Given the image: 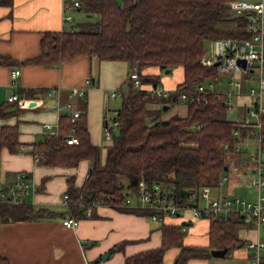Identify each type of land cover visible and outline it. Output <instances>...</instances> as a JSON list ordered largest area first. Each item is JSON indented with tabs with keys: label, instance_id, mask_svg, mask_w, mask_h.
I'll list each match as a JSON object with an SVG mask.
<instances>
[{
	"label": "trees",
	"instance_id": "16d2710c",
	"mask_svg": "<svg viewBox=\"0 0 264 264\" xmlns=\"http://www.w3.org/2000/svg\"><path fill=\"white\" fill-rule=\"evenodd\" d=\"M230 0H81V10L87 19L73 29L48 32L44 50L31 58L35 62H61L87 54L99 59L127 61L131 70L138 67L144 83L161 84L160 74H144L143 69L158 66L162 70L181 67L184 78L169 96H157L135 88L128 75L122 90V105L117 110L112 127V143L107 147L105 162H101V149L90 140L87 120L81 112L75 122L68 112L60 117L59 134L48 135L35 144L32 153L38 163L77 166L81 160L92 161V168L81 187L68 178L66 194L70 216L78 219L87 214L88 207L97 204L112 205L121 210L151 213L149 209L126 206L127 198L137 193L141 181L149 190L159 191L183 201L197 203L204 186L221 185L223 174L229 168L224 144L235 140V130L246 134L240 121L224 116L228 103L222 93H197V88L208 78L217 75V65H206V41L220 37L243 40L251 37L247 16L233 10ZM14 0H0V5L12 6ZM48 37V38H47ZM13 58L0 55V64H11ZM189 91L199 99L187 101L186 116L162 117L163 107L185 102L181 91ZM196 92V94H195ZM6 113L0 111V116ZM197 124L200 127H197ZM79 137L78 143H68L66 136ZM252 127H250L251 129ZM264 148V115L259 128ZM18 126H3L0 132L1 151L8 147L18 151ZM181 188L191 191L179 193ZM1 191V189H0ZM92 208V210H93ZM46 208L30 202L0 201L2 222L32 220L53 216ZM234 215V216H233ZM213 217V216H212ZM240 215L214 216L211 222V245L234 248L242 240L237 234ZM179 245L181 251L176 264H188L191 258L209 257L208 247L185 245L179 227L163 225L162 245L126 257L124 264H163L165 250ZM123 243L113 249L122 248ZM0 264L9 260L0 255ZM264 264V260L262 261Z\"/></svg>",
	"mask_w": 264,
	"mask_h": 264
},
{
	"label": "crops",
	"instance_id": "0c3cea01",
	"mask_svg": "<svg viewBox=\"0 0 264 264\" xmlns=\"http://www.w3.org/2000/svg\"><path fill=\"white\" fill-rule=\"evenodd\" d=\"M66 29L70 28L64 19L63 0H14L12 6L0 5V55L13 58L11 64H0V111L6 113L5 116H0V132L6 125H16L19 129L18 151H12L8 147H3L1 151L0 189L9 190L14 187L17 174L28 172L39 187L29 197V202L36 207L51 210L54 214L32 220H0V255L6 257L9 264H124L128 256L161 246L163 225L179 227L185 245L208 247L210 250L217 248L211 245L210 235L214 216L194 217L190 210L183 215L166 216L164 220L158 221L151 217L152 212L126 211L108 204H97L94 208L91 206L93 210L90 215L76 219L74 226L64 224V219L71 217L65 200L68 178L74 176L75 185L81 187L92 168V161L83 159L73 167L47 165L38 163L31 150L35 144L52 135L43 124L50 122L54 127L58 126L61 115L67 112L61 107L71 101L85 114L90 140L100 147V160L104 163L107 147L112 143V136H106L108 122L114 120L121 107L113 105V102L127 88L124 83L131 71L127 61L99 59L87 54L61 62L30 61L44 50V38L48 32ZM14 69H20L15 83L12 77ZM175 69L180 72L170 75L172 70L166 73L158 66H149L142 72L160 74L161 85L174 90L184 78L183 69ZM53 88L56 91L50 94L49 91ZM74 88H85L86 93H73ZM114 90H118L119 94L112 97L111 92ZM13 93L34 100L35 104L20 107L15 101H8ZM242 106L247 112L249 104ZM152 107L163 106L161 103H154ZM187 113L188 103L180 102L169 105L166 110L163 108L162 117L186 116ZM246 118L240 121L246 127V134L239 131L231 143L232 146L240 144V150L232 148L230 152H225L228 156H233V167L236 170L239 169L237 159L242 158L244 142L250 140L255 143L250 153L258 150L259 142L255 138L257 127L253 125L257 119L254 118L251 124H246ZM113 125L115 124L110 123V130L115 127ZM240 140L243 143H239ZM250 153L247 154L249 164L242 168L244 174L250 172L254 176L256 163L251 161ZM228 162V171L223 174L221 185L217 186L219 195L213 196L212 191L217 187L209 186L212 197H230L228 172L232 166L229 160ZM225 182L227 184L224 192L222 186ZM196 204L203 205L200 201ZM126 206L132 209H148L141 204L138 192L129 195ZM238 225L245 226L243 229L240 226L237 228L238 237L242 241L234 248H227L224 256H214L211 253L209 257L191 258L188 264L251 262L252 250L248 247V241L253 237L249 236L251 232L246 227H256L255 232L252 231L256 238L261 236L264 224L240 221ZM120 243H123L122 248L113 249ZM180 251L179 245L168 247L164 252L163 264H176Z\"/></svg>",
	"mask_w": 264,
	"mask_h": 264
},
{
	"label": "built area",
	"instance_id": "2783aa9c",
	"mask_svg": "<svg viewBox=\"0 0 264 264\" xmlns=\"http://www.w3.org/2000/svg\"><path fill=\"white\" fill-rule=\"evenodd\" d=\"M229 5L236 12L247 16V28L251 31L252 35L243 40L234 37H220L213 40L215 43V51L209 52L206 50L204 63L206 65H217L218 71L221 72H232L230 83L235 85L239 92L242 83L235 78L233 73L248 71L251 74L250 77L254 78L255 71L258 72L259 90L257 91L252 87L250 92L252 95L256 96L255 103L253 106L249 105L247 107L249 116H253L257 119V122L253 125L257 127L255 134L259 142L258 150L250 153V159L256 163L255 175L251 181L258 190V197L255 201H250L238 196L212 197L210 187L204 186L201 189L200 196L205 199V204L198 205L190 201L182 202L180 198L177 199L173 195H167L165 193L160 194L159 191L152 192L149 190L148 184L145 181H141L138 197L141 204L152 211L151 217L154 220L162 221L166 216L183 215L185 211L190 210L194 217H200L203 213L211 216H218L237 212L244 223L254 222L258 225L264 224V150L262 147V136L259 132V128L262 127V117L264 115V0H230ZM76 8H81V0H63L64 19L66 21L74 20L72 11ZM243 59L246 60V66H243L240 62V60ZM217 62L219 63L216 64ZM19 73L20 69H14L12 71L13 83H15V77ZM130 78L135 88L144 90L152 95L167 97L173 91L161 84H145L140 79V72L137 66H134L130 71ZM218 83H220V81H218ZM55 91L56 89L53 88L49 93L54 94ZM209 92L222 93L219 90L217 91L212 81L202 82L197 88V93ZM73 93L84 95L86 90L85 88H74ZM118 94V90L111 92L112 97ZM181 98L185 102L193 100L194 98L199 99L198 96L185 90L181 91ZM8 101H15L20 107H27L31 99L20 96L18 93H13L8 97ZM227 103L230 104L231 99ZM61 108L67 110L73 122H75L81 114V110L71 101L64 104ZM110 123L117 124V121L113 120L108 122V128L106 130V136L108 138L111 137ZM245 123L251 124L250 117L246 118ZM43 125L52 135L59 134V125L54 127L50 122H45ZM197 127H200V125L197 124ZM72 131L73 134L66 136V140L71 144L78 143L79 137L74 134L76 127H73ZM235 134H239V130H235ZM223 147L225 152H230L232 148L239 151L241 145L235 144L232 146L229 143H225ZM37 158L38 157H36V159ZM38 189V184L30 177L28 172H19L17 174L15 186L9 190L0 191V201H11L16 203L29 202V197L35 194ZM67 198L68 195L66 194V201ZM86 212L90 215L92 213L91 207H88ZM63 222L68 226H74L77 220L73 217H68L65 218ZM248 247L252 250V260L248 264H262L264 260V238L258 236L256 239L248 241Z\"/></svg>",
	"mask_w": 264,
	"mask_h": 264
},
{
	"label": "rangeland",
	"instance_id": "374dc122",
	"mask_svg": "<svg viewBox=\"0 0 264 264\" xmlns=\"http://www.w3.org/2000/svg\"><path fill=\"white\" fill-rule=\"evenodd\" d=\"M72 14L74 15V20L67 21L68 28L72 29L78 26V24L82 21H85L87 19V14L85 10H79V9H73ZM206 50L209 52L215 51V43L212 40L206 41ZM178 68V67H176ZM180 71L177 69H173L172 72H170V75L178 74ZM235 75V78L240 80L242 83V86L240 88V92L238 93V88L230 83V80L232 78V72H221L218 71L217 75H215L212 78H208L206 81H212L214 82L217 91L219 90L222 92L220 95L222 99L225 101H229L231 99V103L228 104V106L223 110L224 116L231 120L236 121H242L246 117H250L251 121H254L253 116H249V114L246 112L245 108H243V104H249L251 106L255 103L256 96L251 95V89L254 87L257 91L259 90V79H258V72L255 71L254 75L255 77H250L251 74L248 71L241 72V73H233ZM221 81L220 84L217 82ZM216 82V83H215ZM181 104H184V102H181ZM113 105L115 106H121L122 105V96H118L116 99H114ZM115 131H117L116 127H114ZM256 138V137H255ZM239 143H243L242 140L238 141ZM255 146V143H251L250 140L243 143V149H242V158L239 160L237 159V164L239 166V169H235L233 166L232 157L228 156L227 159L231 163V169L229 173L230 176V197L238 196L250 201H255L258 197V190L256 186H254L251 182V179L254 177L253 173H247L244 174V170L242 167L249 164L248 156L247 154L251 152L253 147ZM240 158V157H239ZM226 182L225 185L222 186V191L225 192L226 189ZM213 196L219 195V188H214L212 191ZM135 195V194H133ZM205 199H199L200 203L203 204ZM205 204V203H204ZM240 225H237L236 228H238ZM242 229L245 228V226H240ZM249 229L248 232L250 237H253L252 239H256L255 236H253V232H255L256 227L253 225H249V227H246ZM261 236L264 238V226L262 225L261 229Z\"/></svg>",
	"mask_w": 264,
	"mask_h": 264
},
{
	"label": "water",
	"instance_id": "95a60500",
	"mask_svg": "<svg viewBox=\"0 0 264 264\" xmlns=\"http://www.w3.org/2000/svg\"><path fill=\"white\" fill-rule=\"evenodd\" d=\"M240 62L243 64V66H246V60L243 59V60H240ZM218 63H219V62H217L216 64H218ZM170 70H171V69H166L165 72H166V73H169ZM251 71H252V69H251ZM34 104H35V101L32 100V101L30 102V106H31V105H34ZM168 107H169V104H164V105H163L164 110L168 109ZM173 193H174V192H171V195H173ZM179 193L182 194V195H189V194L191 193V191L188 190V189H186V188H181V189L179 190ZM205 215H207V214H206V213H203V216H205ZM226 251H227V247H225V248H214V249L211 250V253H212L214 256H224L225 253H226Z\"/></svg>",
	"mask_w": 264,
	"mask_h": 264
}]
</instances>
